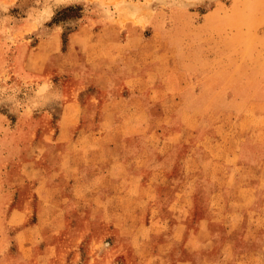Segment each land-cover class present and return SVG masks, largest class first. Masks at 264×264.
Wrapping results in <instances>:
<instances>
[{"label": "rangeland", "instance_id": "rangeland-1", "mask_svg": "<svg viewBox=\"0 0 264 264\" xmlns=\"http://www.w3.org/2000/svg\"><path fill=\"white\" fill-rule=\"evenodd\" d=\"M97 1L63 7L53 4L51 8L52 0H20L0 13V264H64V252L72 244L79 245L77 264H102L114 256L111 250L117 239L127 243V238L117 235L114 222L104 218L114 212L119 198H111L107 208L104 205L93 211L78 204L77 197L70 206L74 220L67 225L62 219L45 221L42 233L48 248L42 254L21 250L23 243L33 240L36 219L19 217L20 202L29 200L38 209L41 197L57 195L55 190L62 186L65 193L67 183L64 179L54 182L52 171L70 166L65 151L75 147L80 151L90 143L56 136L60 111L66 113L60 110L65 94L89 80L101 85L104 100L100 106L90 103L85 116L114 112L116 123L105 131L108 139L102 141L106 145L109 138L114 139L117 149L106 146L105 150L99 145L94 163L86 165H91L86 182L98 178L96 167L115 166L102 178L106 183L103 191L110 197L115 182L126 180L131 171L144 172L146 190L164 201L165 207L171 205L167 213H174L178 186L192 181L196 189H188V194L195 196L196 205L183 213L195 215V220L178 222L183 223L182 240L169 237L170 232L165 236L175 242L170 255L174 264L199 258L187 245L202 247L199 259L209 261L229 244L238 250L247 248L253 264H264V136L250 118L231 126L230 133L225 125L230 109L240 113L264 109V89H252L251 78L244 75L264 73V59L262 63L247 61L263 52L259 43H264V0H105L106 7L112 6L119 17L120 31L106 27L101 33L95 27L84 31L76 44L69 41V32L77 30L89 12L103 10L93 8ZM55 25L61 28L53 34ZM243 78L242 100L229 109L224 94L227 84ZM127 84L142 89L134 109L130 101L116 102L111 97ZM196 86L201 89L199 94L193 91ZM176 93L182 96L178 103L173 100ZM213 104L218 106L211 108ZM93 124L87 125V132L97 127ZM158 124L165 127L164 146L151 139ZM209 135L218 138L216 145H210ZM228 149L246 165L245 174L235 175L234 163L226 161ZM226 169L229 181L223 191L231 207L247 199L248 178L261 185L260 197L250 209L259 212L262 221H242L233 234L226 233L225 224L217 223L214 236L209 221L203 218L213 211V194ZM215 208L226 213L225 204ZM82 212L98 213V217L85 220ZM173 223L169 221V225ZM199 228L201 234L194 235ZM20 230L28 233L19 234ZM151 236L156 246L172 244L161 235ZM212 246L217 254L209 256L205 250ZM157 257L155 254L154 260ZM110 260V264L126 262L122 255L106 261Z\"/></svg>", "mask_w": 264, "mask_h": 264}, {"label": "crops", "instance_id": "crops-1", "mask_svg": "<svg viewBox=\"0 0 264 264\" xmlns=\"http://www.w3.org/2000/svg\"><path fill=\"white\" fill-rule=\"evenodd\" d=\"M19 1L20 0H0V13L7 11L8 7L19 3ZM79 1L83 2L85 0H52L51 8H54L53 4H55L56 7H63ZM94 3L95 4H93V8L97 9L102 7L103 10L100 12H96V10L89 12V14H87V16H85L79 24L78 29L69 32V41H72L76 44L79 38L83 36L84 31H91L93 28H98L100 30L99 32L101 33L104 32L106 27H112L118 32L122 28L119 17L112 6L108 9L106 7L107 4H104L106 3L105 0H98ZM209 17L211 19L213 14H211ZM206 23L208 22L206 21ZM129 24L130 22L126 23L125 25L127 26ZM60 28L61 26L59 25L53 26V34L58 33V29ZM128 28L131 27L128 26ZM93 37L96 36H91V39ZM259 51L263 52H259L256 58H248L247 61L249 63L252 61L262 63L264 59V43H259ZM168 65L172 66L170 60H168ZM244 75L247 78H251L250 86L252 89H264V73L254 74L252 71H249ZM245 80L246 79L243 78V80L235 84H227L224 94L226 97V106L229 109L234 108V102H239L242 100L243 91L244 88H246ZM182 85L185 86L186 82L182 81ZM193 91L195 94H199L201 89L200 87L196 86ZM141 94L142 89L140 87L127 84L123 85L115 93H112L111 97L112 100L116 102L130 101L129 106L131 109H134L136 107V99L139 98ZM64 98L65 100L63 103H61L62 107H60V110L64 109L66 113L60 111V116L57 119V123L60 128L59 132L56 133V136L58 139H65L69 142L89 141L90 143L85 145L84 148H81L80 151L76 150V147L73 148V151L71 149L65 151L67 158L70 157V166L67 164L65 167L53 169L52 177L54 182H60L62 179H64L67 183L65 186L67 187L65 189V193H63L64 187L62 186L60 189L55 190L54 194L57 195L48 198L45 196L41 197L38 209L34 207V202H30L29 200L24 201V203L20 202L19 205L22 207L17 209L19 217H22L24 220L30 216L32 218L35 217L36 219V222L33 226V240L30 241V244L23 243L21 250L28 253L34 252L37 255L42 254L48 248L45 242V236L42 233V230L45 227V221H57L62 219L67 225L70 219L74 220V217L76 216L70 211V206L75 202V198L80 197V200L77 199L76 202L81 201L78 202V204H85L93 211L94 209H101V207L104 205L106 207V202H110L111 198H119L121 202L118 203L116 200L114 212L106 213L104 218L108 221L114 222V226L116 227L118 233L117 235L120 238H127V243L117 239L111 250L114 256L109 258H115L118 255H122L126 260L125 264H174L170 255L172 252L171 249L174 248L173 246L175 242L168 241V238L165 239V236H167V232H170L169 237L173 236L178 239L177 241H180V239L182 240L184 230L180 227L183 223L178 222L192 219L195 220V215L189 216L190 214L188 215L183 213L185 208H188L191 211L196 205V203H194L195 196L188 194V189H196L194 182L187 181L178 186L179 198L177 199V202L172 205L174 213H167L166 208L169 209L171 205L165 207L164 201L156 200L155 197L146 190L148 185L145 177L146 174L140 171H131L129 172V177L126 180H122L118 183L115 182L112 188L114 190L113 195L108 197L103 191L106 183L102 180V178L109 176L116 169L115 166L106 165L103 167H96V171L99 174L98 178L89 184L86 182L85 176L87 175L89 168H91V165H86L94 163L96 158V149L99 148L100 144H103L105 150L106 146L109 150L117 149V142L114 139L109 138L106 145L102 141L108 139L105 136V131H107L110 126L115 125L114 123H116V115L112 111L105 110L85 116V113L89 111L90 103L100 106L104 100L101 85L93 80H89L86 83H82L78 87L72 88L65 94ZM181 99L182 96L180 93L173 95L174 102L178 103L181 101ZM217 106V104H213L211 108ZM230 111V117L225 122V125L227 126V132L231 131V126L240 123L244 119L250 118L258 123V125H256V129L262 136H264L263 108L258 107L252 111L245 109L241 113L234 112L231 109ZM89 123H94L93 125H97V127L92 129V131L87 132L86 128ZM102 125L103 127H101ZM151 139H154L156 145L164 146L165 127L161 124L156 125L151 132ZM218 141L219 140L217 137H210L209 135L210 145L214 146L218 143ZM94 143H96V145ZM100 159H106V157H102ZM226 161L234 163L235 175L237 173L238 175L245 174L244 170L246 165L240 163L238 154L235 151L228 149ZM225 171V178H223V180L217 184V189H215L213 194V199L210 205V208L213 211H211L210 214L208 213L207 216L203 218V220L209 221V230L211 231L210 234H213L214 236H216L214 224L217 223H221V225L225 224L226 233L233 234L235 229L242 225V221H246L249 218L253 219V223L255 221H262V216L257 215L259 212H251L250 209L253 204L257 203V200L260 197V193L258 192V187L260 184H255L252 182L251 178H248L245 182V189L247 190L248 194L247 199L244 200V204H234V207H231L229 200L226 198L223 191L224 187L229 181V176L226 177L227 169ZM77 189H80L82 193L76 194L74 190L77 191ZM8 202L7 205L10 203ZM224 204L226 205V213H223L220 208H215V206L222 207ZM82 214L85 220L97 219L98 217V213L94 215L93 212L89 213V215H86L85 212H82ZM245 217L247 218L242 220ZM169 221H174L173 225H169ZM133 227L136 231L133 230ZM126 228H129V230L126 231ZM138 228L142 229L139 230L137 234ZM20 232L24 233L26 231L20 230L19 234ZM30 234L31 233L29 230L28 236H30ZM200 234L201 229L199 228L198 233L196 232L194 235ZM151 235H161L162 239L166 240V243L172 244L156 246V244L152 243L151 241ZM185 245L183 247H185ZM187 247L189 248V252H193V254L199 258L204 251L203 248L199 246L191 247L187 245ZM226 247L227 248H225L223 252L221 251V254L213 252L214 246L205 250L206 253L210 254L209 256L215 255L213 253L217 254L215 257H212L213 260L207 261L206 258L203 260L202 257L201 259L195 258V260L192 262L177 261L176 264H253L252 256L247 248L244 250H238L235 249L233 244H229V246ZM78 250L79 245L77 244L67 246L66 251L64 252V264H77V259L79 256ZM155 254H158L156 260L153 258L155 257ZM256 257L259 260L258 255H256ZM109 258H106V260ZM106 260L102 264L111 263V260L109 263ZM158 260H160V262L157 263L156 261Z\"/></svg>", "mask_w": 264, "mask_h": 264}, {"label": "bare ground", "instance_id": "bare-ground-1", "mask_svg": "<svg viewBox=\"0 0 264 264\" xmlns=\"http://www.w3.org/2000/svg\"><path fill=\"white\" fill-rule=\"evenodd\" d=\"M210 20V17H207V22Z\"/></svg>", "mask_w": 264, "mask_h": 264}]
</instances>
